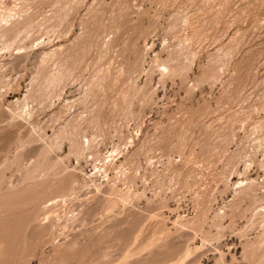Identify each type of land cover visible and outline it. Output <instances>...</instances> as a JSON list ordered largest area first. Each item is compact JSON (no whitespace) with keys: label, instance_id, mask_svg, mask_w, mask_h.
Listing matches in <instances>:
<instances>
[{"label":"rangeland","instance_id":"374dc122","mask_svg":"<svg viewBox=\"0 0 264 264\" xmlns=\"http://www.w3.org/2000/svg\"><path fill=\"white\" fill-rule=\"evenodd\" d=\"M0 264H264V0H0Z\"/></svg>","mask_w":264,"mask_h":264}]
</instances>
